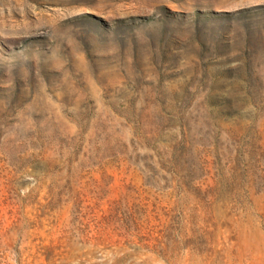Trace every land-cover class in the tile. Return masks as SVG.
<instances>
[{"label": "rangeland", "instance_id": "1", "mask_svg": "<svg viewBox=\"0 0 264 264\" xmlns=\"http://www.w3.org/2000/svg\"><path fill=\"white\" fill-rule=\"evenodd\" d=\"M0 264H264V0H0Z\"/></svg>", "mask_w": 264, "mask_h": 264}]
</instances>
